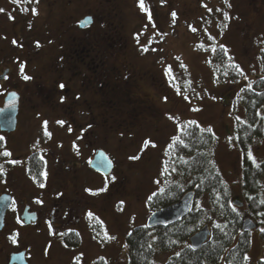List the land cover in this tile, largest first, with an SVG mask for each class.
Listing matches in <instances>:
<instances>
[{
	"label": "rangeland",
	"instance_id": "374dc122",
	"mask_svg": "<svg viewBox=\"0 0 264 264\" xmlns=\"http://www.w3.org/2000/svg\"><path fill=\"white\" fill-rule=\"evenodd\" d=\"M143 2L141 8L140 0H36L37 9L31 12L30 23L24 30L25 38L30 39L23 43L26 49L28 44L40 43L41 55L35 60L36 67H31L23 56L25 51L18 49L11 72V77L28 87L23 90L18 129L5 136L2 149L10 150L7 156L12 162L6 171L2 168L0 191L10 188L16 201L8 215L13 231L6 230L2 235L0 264H7L9 253L26 243L30 249L29 264H129L126 236L133 227L148 224L154 211L148 202L150 196L173 179L169 149L188 122L213 130L216 142L211 150L212 160L231 188L233 198L242 197V156L233 129L236 120L244 117V108L237 99L236 85L215 78L208 51L199 47L215 38L217 44L225 47L228 61L238 65L246 79L254 77L259 70V51L264 47V0ZM0 9H4L0 12L1 65L12 35L7 31L10 23L6 0H0ZM85 12L95 16L87 29L77 23ZM5 37L8 39L4 41ZM92 43L110 48L104 62L102 56L87 54V60L74 65L64 59L63 53L70 50L63 48L79 46L80 51L84 48V55ZM120 78L131 82L130 95L121 89L114 91L113 97L124 100L116 103L118 109L112 105L111 110H105L100 99L104 81ZM54 86L57 98L42 99L44 92ZM134 95L148 106L132 103ZM57 101L61 107H93L94 114L80 110L75 115H54L29 110L50 108ZM54 117L64 127L69 123L68 128L75 125L68 117L77 118L75 122L90 131L87 138L92 143L84 146L82 140L81 145L73 147L77 149L73 175L66 173L72 171L68 168L57 172L49 160L46 183L38 187L27 175L24 159L17 155L36 144L35 139L42 132H48L42 128L51 126ZM69 134L55 127L53 135L44 137L41 144L65 149L70 146ZM98 149H104L113 161L109 175L90 168L89 162ZM250 151L256 161L264 159V135L254 140ZM21 196L40 208L45 221H50L48 207L55 197H64L60 214L65 220L69 219L70 209L77 206L67 224L79 232L76 246L69 248L63 244L60 233L52 230L49 222L41 230L25 228L20 216L23 208L18 204ZM195 204L201 209L199 225L210 227L219 219L206 195L198 196ZM247 216L242 210V217ZM249 235L247 264H257L264 254V240L256 228ZM171 252H158L154 264H161Z\"/></svg>",
	"mask_w": 264,
	"mask_h": 264
},
{
	"label": "trees",
	"instance_id": "16d2710c",
	"mask_svg": "<svg viewBox=\"0 0 264 264\" xmlns=\"http://www.w3.org/2000/svg\"><path fill=\"white\" fill-rule=\"evenodd\" d=\"M199 48L208 51L215 78L236 85L237 99L244 108V117L236 120L233 129L242 156V197L233 198L231 188L212 160L211 150L216 142L213 130L195 122L185 123L169 149L173 179L155 191L148 202L156 210L179 200L185 191L192 189L195 191L192 210L165 225L133 227L126 236L129 264H154L158 252L168 251H172L170 256L161 264H247L250 235L242 230V210L255 220V228L264 240L261 231L264 229V159L253 163L248 155L254 140L264 135V47L259 51V70L248 79L239 66L228 61L225 47L217 44L215 38L203 42ZM202 194L219 219L211 223L205 242L193 248L189 236L203 226L199 225L201 209L195 204ZM236 199L240 202L235 203ZM77 240L66 239L68 244ZM257 264H264V254Z\"/></svg>",
	"mask_w": 264,
	"mask_h": 264
},
{
	"label": "flooded vegetation",
	"instance_id": "af4514ba",
	"mask_svg": "<svg viewBox=\"0 0 264 264\" xmlns=\"http://www.w3.org/2000/svg\"><path fill=\"white\" fill-rule=\"evenodd\" d=\"M6 1L8 3V17H9L7 22L10 23V27L7 28L8 29L7 31L11 32L12 36L9 37L8 53L3 57V63L0 65V90L2 92V95L0 97L1 98L0 107L4 105L6 94L9 91H16L18 93V108H17V113H16L17 122H16L15 128L13 130H5L0 127V138H2L0 139V175L2 172V168L4 170V167H5V171H6L7 169L10 168L9 166L12 162L11 160H8V156L5 155V153H8L10 150L9 149H7V151L4 150L5 152H3L2 150L4 148V145H3L4 139L6 135L16 133L18 129L17 123L19 120V115L22 110L23 90H25L28 87V85H26L24 82H21L20 79L16 77H11V72L13 71V65L15 63L16 58L19 56L18 49H21V50L23 49L22 50L23 53L25 51V54L23 56L27 58L28 64L31 67H36L35 60H38L41 55V52H39L41 51V49L39 48L40 43H38V45L28 44L29 45L28 49H26V43H23V41H27V40L29 41L30 39V38H27V39L25 38L26 33L24 30L26 28V25L30 23L29 19H30V15L32 14L31 12L37 9L36 0H6ZM18 13H21V16L20 17L18 16L17 18ZM87 15H92V24H93L95 20V16L90 12H85L79 19ZM77 23L79 26V21ZM16 25H18L17 28L15 27ZM81 28L87 29L88 27L86 26V27H81ZM5 33L6 31L3 32V34ZM6 39H8V37L3 38L4 41ZM70 48L62 49L63 51L70 50L69 53L67 52L63 53V56L65 57L64 59L66 61H69L70 65H74L79 60L80 62L87 60V55H93L95 57L102 56V61L104 62L103 58H105L108 55L107 54L108 50H110V48L102 47V45L98 46L95 43H92V44H89L88 47H86L85 49L86 53L82 55V51L84 50V48H82V51H80L79 46L72 45V47L70 46ZM97 51H101L102 53L100 52L98 53ZM36 82H37V79H36ZM104 83H105V86L104 85H103L104 87L102 86L103 88L101 92L103 94L100 96V99H102V103L105 105L104 107L105 110H111L109 108L112 107V105L114 106V108H116L115 106L116 103L121 100L122 101L124 100L122 97H113L114 91L121 89L124 92V94L130 95L129 92L131 88V82H129L128 78L126 79L120 78L119 81H114V82L104 81ZM22 84L26 85L24 86L25 87L24 89H23ZM55 88L56 87L54 86L46 90L42 96V99L45 98L47 100H50V98L53 97L54 98L53 100H55L58 96L57 91L54 90ZM135 102L137 105H139V107L143 105L148 106V104L145 103V100H143L141 97L136 98V96L134 95V98L132 99V103H135ZM58 104L59 102L57 101L56 105H53L50 108L49 107H46V108H41V107L32 108L31 107L29 108V110L32 112L35 111L39 113L42 111H46L54 115H61V114L75 115V114H78L80 110H83L87 114H94L93 107H83V106L61 107V106H57ZM133 108H136V107H133ZM116 109H118V107ZM68 118L71 119L72 121L71 124H75L74 128H68L67 126L69 125V123H67L66 127H64V123H61V120L59 118L54 117L55 122L51 124V126L50 124H48L49 126H47L46 128H42V130L45 129L48 132H42L41 136L38 135L36 137L35 139L37 141L36 144L34 145L31 144L30 149L25 150L23 154L17 155V158L24 159L25 168H26L25 171L27 175L30 176L37 183V185H39L38 187L46 183V176H47L49 160H51L55 164V169L57 172L63 173L64 169L68 168V169H72V171H67L66 173L69 172L70 174L73 175L74 170H75L74 166L76 163L73 160V158L75 155V151L77 150L76 148L74 149L73 147H77L81 145L80 142L82 140L84 141L83 142L84 146H89L90 143H92L90 138H87L90 131H87V130L85 131L86 129L85 125L81 124L80 122H75L77 119L75 117H68ZM49 121H51V119ZM55 127L61 128L63 129V131L70 132L69 135L72 136L69 142L70 146H65V149H64L62 148V146L60 147L58 146L54 148L51 146H44L41 144V141L44 139V137L47 139L49 138V135L50 136L53 135V131ZM64 153L68 155H65ZM93 156H94V153H93ZM90 168L92 167L90 166ZM95 171L98 174H103L100 171H97V170ZM109 174H104V175L106 176ZM2 192H8L11 194V202H10V205L6 209L3 226L0 228V243L2 241V235L6 230L13 231L14 226H13V223H11L12 221L8 223L9 221L8 215L11 212L15 204L14 202L16 201L15 195H13L14 193L12 192L10 188L1 190L0 193ZM19 198L20 199L18 200V204L23 208V210L27 207L29 211L34 212L36 215V219L31 220L30 222H26L21 217L23 220V226L25 228H28L29 230L31 229L33 231L37 229L41 230L42 226L45 225V223L48 225V222H49V224L51 225V229L60 233L61 242L63 244H66L67 246H69V248L76 246L77 242L79 241L77 240V236H79V232L77 231V229L71 228L67 224L69 223V220L73 218L74 216L73 213L76 211L77 206L74 205L70 209L69 219L65 220L62 218V215L60 214L61 209H63L64 197L63 196H60V198L55 197L51 202L53 203V205L48 207L51 213L50 221H47V220L45 221L40 208L33 207V205H31L30 201H28V199H26L25 196H21ZM67 204H70V202ZM55 210L58 211L57 214H55L54 212ZM76 219L78 220L80 219L78 214H76ZM69 238L76 239L77 241H75L74 244H68L66 239L68 240ZM22 249H25L26 251V259L29 264V260H28V256L30 253L29 244L26 243L20 248H18L17 250H22Z\"/></svg>",
	"mask_w": 264,
	"mask_h": 264
},
{
	"label": "water",
	"instance_id": "95a60500",
	"mask_svg": "<svg viewBox=\"0 0 264 264\" xmlns=\"http://www.w3.org/2000/svg\"><path fill=\"white\" fill-rule=\"evenodd\" d=\"M92 22V15H87L79 20L80 27H86ZM18 108V93L16 91H9L5 96L4 105L0 107V127L5 130H13L16 126ZM90 166L102 172L103 174H109L113 168V161L104 149H98L94 154L93 158L89 162ZM195 198L194 190H187L183 193L181 198L171 204L165 205L161 208L154 210L149 219L148 225H165L174 222L184 215L188 214L193 207ZM11 202V194L8 192L0 193V228L4 223V216L7 207ZM235 203L240 202L238 199L234 201ZM21 217L26 221L36 219L34 212L29 211L26 207L21 213ZM256 227L255 220L247 216L242 221V230L251 231ZM210 234V228L207 224L200 227L198 230L193 232L189 236L190 245L193 248H198ZM28 264L26 259L25 249L12 251L9 253V258L7 264Z\"/></svg>",
	"mask_w": 264,
	"mask_h": 264
},
{
	"label": "snow or ice",
	"instance_id": "6c2138e0",
	"mask_svg": "<svg viewBox=\"0 0 264 264\" xmlns=\"http://www.w3.org/2000/svg\"><path fill=\"white\" fill-rule=\"evenodd\" d=\"M140 6H141V8L144 7V2H143V0H140ZM3 11H4V9H0V12H3ZM208 11L211 12L212 10H211V9H208ZM172 15L175 16L176 14L173 12ZM153 50H154V49H153ZM236 67H238V65H237ZM21 71H23V66L21 67ZM24 79H29V77L25 76ZM61 87H63V85H61ZM61 123H62V122H61ZM0 139H2V138H0ZM5 155H9V153H5ZM248 155H249V158L253 160V163H255V158L252 157V155H251L250 152H249ZM257 166H258V165H257ZM157 183H159V182L157 181ZM262 202H264V201H262ZM234 210H235V209H234ZM90 215H91V214H90ZM217 226L219 227V225H217ZM261 231H264V229H262Z\"/></svg>",
	"mask_w": 264,
	"mask_h": 264
}]
</instances>
